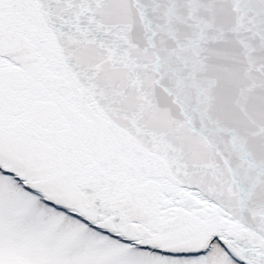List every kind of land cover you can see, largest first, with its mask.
Returning a JSON list of instances; mask_svg holds the SVG:
<instances>
[{
  "label": "snow or ice",
  "instance_id": "6c2138e0",
  "mask_svg": "<svg viewBox=\"0 0 264 264\" xmlns=\"http://www.w3.org/2000/svg\"><path fill=\"white\" fill-rule=\"evenodd\" d=\"M0 264H264V0H0Z\"/></svg>",
  "mask_w": 264,
  "mask_h": 264
}]
</instances>
